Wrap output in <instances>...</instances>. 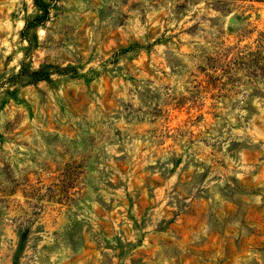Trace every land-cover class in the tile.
Segmentation results:
<instances>
[{
  "label": "rangeland",
  "instance_id": "1",
  "mask_svg": "<svg viewBox=\"0 0 264 264\" xmlns=\"http://www.w3.org/2000/svg\"><path fill=\"white\" fill-rule=\"evenodd\" d=\"M0 264H264V0H0Z\"/></svg>",
  "mask_w": 264,
  "mask_h": 264
},
{
  "label": "trees",
  "instance_id": "2",
  "mask_svg": "<svg viewBox=\"0 0 264 264\" xmlns=\"http://www.w3.org/2000/svg\"><path fill=\"white\" fill-rule=\"evenodd\" d=\"M37 1V0H36ZM26 28H27V26H26Z\"/></svg>",
  "mask_w": 264,
  "mask_h": 264
}]
</instances>
